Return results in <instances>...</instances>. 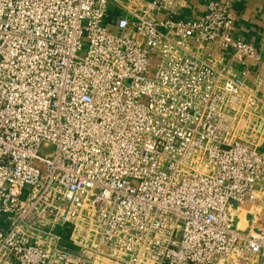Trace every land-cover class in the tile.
<instances>
[{
  "label": "built area",
  "instance_id": "obj_1",
  "mask_svg": "<svg viewBox=\"0 0 264 264\" xmlns=\"http://www.w3.org/2000/svg\"><path fill=\"white\" fill-rule=\"evenodd\" d=\"M182 3L0 0V264H264L233 215L264 168L232 61L260 54L231 0Z\"/></svg>",
  "mask_w": 264,
  "mask_h": 264
},
{
  "label": "crops",
  "instance_id": "obj_2",
  "mask_svg": "<svg viewBox=\"0 0 264 264\" xmlns=\"http://www.w3.org/2000/svg\"><path fill=\"white\" fill-rule=\"evenodd\" d=\"M210 1L212 0H183L176 18L198 19ZM231 3L234 13L233 36L255 45L260 54L259 61L249 59L245 66L232 61L236 74L247 69L245 84L247 88L253 89L258 97L256 107L248 111L251 123L246 127L247 130L254 131L255 123L260 118L264 119V0H231ZM117 12L111 7L110 15L114 17ZM215 56L219 58L218 53ZM225 58L230 61L227 53ZM217 63L220 65L222 61L218 59ZM257 148L262 153L264 168V142L257 145ZM233 215L237 228L242 231L258 232L264 228V175L254 185L253 198L242 206L235 207Z\"/></svg>",
  "mask_w": 264,
  "mask_h": 264
},
{
  "label": "rangeland",
  "instance_id": "obj_3",
  "mask_svg": "<svg viewBox=\"0 0 264 264\" xmlns=\"http://www.w3.org/2000/svg\"><path fill=\"white\" fill-rule=\"evenodd\" d=\"M86 50V40H84V48L79 52L80 55H83ZM154 71V67H149V75H152V72ZM250 113L248 111H241L239 113V116L236 119L234 131L235 136H238L240 139L245 141L246 143H249L251 146L257 147V145L264 142V119H259L257 123H255L254 127L255 130H247L246 127L248 124L251 123V120L249 118ZM254 124V123H253ZM253 127V126H251ZM53 150L52 147L48 148H42L40 153L41 155H46ZM4 219V215L0 216V220ZM70 230L69 226L64 230L65 236L68 234V231Z\"/></svg>",
  "mask_w": 264,
  "mask_h": 264
}]
</instances>
